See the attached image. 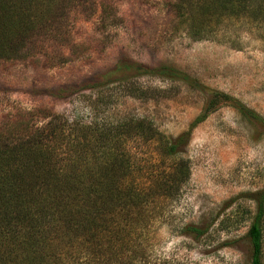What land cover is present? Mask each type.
Returning <instances> with one entry per match:
<instances>
[{
  "label": "rangeland",
  "instance_id": "374dc122",
  "mask_svg": "<svg viewBox=\"0 0 264 264\" xmlns=\"http://www.w3.org/2000/svg\"><path fill=\"white\" fill-rule=\"evenodd\" d=\"M109 1L113 23L99 27V11L72 18L67 46L57 50L61 39L44 45L50 56H0V125L46 110L66 121L65 134L118 127L136 181L151 186L152 207L140 228L150 240L146 249L169 264H250L248 230L264 189V0L255 19L214 17L205 32L164 10L172 0ZM79 44L83 54L76 56ZM164 68L192 80L156 72ZM215 94L228 98L168 156L164 142L185 134ZM46 122L35 118L34 127ZM181 160L189 175L177 185L181 174L169 169ZM262 230L264 264V221Z\"/></svg>",
  "mask_w": 264,
  "mask_h": 264
},
{
  "label": "trees",
  "instance_id": "16d2710c",
  "mask_svg": "<svg viewBox=\"0 0 264 264\" xmlns=\"http://www.w3.org/2000/svg\"><path fill=\"white\" fill-rule=\"evenodd\" d=\"M261 7L259 0L164 1V10L171 9L176 17L187 18L190 28L204 32L214 17L221 21L220 17L240 13L255 19ZM114 9L109 0H0V56L13 61L50 56L44 45L61 39L57 50L67 46L63 40H69L72 18L99 11L98 26L103 27L116 19ZM82 46L75 48L76 56L83 54ZM156 72L192 80L171 69ZM227 98H207L190 129L164 142L165 153L176 156V143ZM236 108L259 120L253 111ZM38 112H20L0 125V264H169L146 249L150 240L147 230L140 228L147 224L146 212L152 207L151 186L136 181L119 128L96 124L65 134L64 119L46 110L36 116ZM35 118L47 122L34 127ZM87 129L95 134L88 136ZM155 133L151 131L149 138ZM180 162L184 161L169 169L181 174L177 185L189 175L188 166L182 168ZM255 203L248 230L250 264H263L264 189ZM187 230L203 233L195 227Z\"/></svg>",
  "mask_w": 264,
  "mask_h": 264
}]
</instances>
